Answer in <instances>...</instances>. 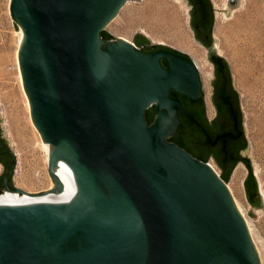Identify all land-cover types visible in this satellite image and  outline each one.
Segmentation results:
<instances>
[{
    "label": "water",
    "instance_id": "water-1",
    "mask_svg": "<svg viewBox=\"0 0 264 264\" xmlns=\"http://www.w3.org/2000/svg\"><path fill=\"white\" fill-rule=\"evenodd\" d=\"M128 1L11 0L54 187L15 188L16 157L0 120V193L62 202L60 178L77 193L64 203L0 205V264H262L228 188L243 162L248 200L264 207L252 161L241 155L240 95L217 53L212 1L190 0V15L215 67L213 121L189 55L142 33L132 43L105 31Z\"/></svg>",
    "mask_w": 264,
    "mask_h": 264
},
{
    "label": "rangeland",
    "instance_id": "rangeland-1",
    "mask_svg": "<svg viewBox=\"0 0 264 264\" xmlns=\"http://www.w3.org/2000/svg\"><path fill=\"white\" fill-rule=\"evenodd\" d=\"M211 1L215 10L213 37L217 53L229 63L234 89L240 95L248 141L244 154L252 161L264 202V0ZM10 4L11 0H0V118L17 154L15 185L25 191L41 192L50 183L49 160L34 148L31 134L24 129L28 112L19 82L17 60L21 29L11 15ZM105 31L132 43L135 35L142 33L152 44L168 46L189 55L199 68L207 116L213 118L210 97L213 65L206 49L194 36L190 6L186 0H129ZM208 163L219 175L223 173L213 159L210 158ZM238 167L242 175L236 179ZM235 170L228 185L263 262L264 207L256 209L248 200L244 188L248 168L239 164Z\"/></svg>",
    "mask_w": 264,
    "mask_h": 264
},
{
    "label": "bare ground",
    "instance_id": "bare-ground-1",
    "mask_svg": "<svg viewBox=\"0 0 264 264\" xmlns=\"http://www.w3.org/2000/svg\"><path fill=\"white\" fill-rule=\"evenodd\" d=\"M123 39L127 40L125 38H123ZM22 40H23V32L21 30V35H20V38H19V48H20ZM18 54H19V50L17 52L18 70H19L18 76H19V82H20V85H21V89H22L23 94H24L25 106H26V109H27V112H28L27 122H25V128L24 129L27 130L31 134L30 138H32V139H30V140L33 141L32 143L34 144V148L37 151L43 152L44 155L47 156L48 160H50L51 148L46 146V144L44 143V140H43L40 132L38 131V129L36 128V126L34 125L33 120H32L30 101H29V98H28V96L26 94V91L24 89L22 72H21V67H20ZM210 165L216 171L214 166L212 164H210ZM241 175H242V170L238 167L235 170V178L239 179L241 177ZM60 180H61V182L63 184V191H64V200L62 202L42 200V199H38V198L26 196V195H19V194L14 193V192H8L7 194H5V195L0 197V205H11L12 206V205L30 204V203H35V202H49V203L69 202L75 197V195L77 193V188L75 186H73L72 184L66 182L62 178H60ZM53 187H54V182H53V179L50 176V183L48 184V187H47L46 190L41 191V192H30V191H25V190L24 191L27 194H37V193H42V192H49V191H51L53 189ZM228 188H229L230 192H232V190L230 189L229 185H228ZM235 203H236V201H235ZM236 206H237V204H236ZM238 207L239 206H237V208ZM239 209H241V208H238V210ZM239 211L241 213V210H239ZM263 262H264V259H263Z\"/></svg>",
    "mask_w": 264,
    "mask_h": 264
},
{
    "label": "flooded vegetation",
    "instance_id": "flooded-vegetation-1",
    "mask_svg": "<svg viewBox=\"0 0 264 264\" xmlns=\"http://www.w3.org/2000/svg\"><path fill=\"white\" fill-rule=\"evenodd\" d=\"M187 1V3L189 4V6H190V11L193 9V4H192V2L190 1V0H186ZM193 32H194V30H193ZM194 36H195V32H194ZM196 38V37H195ZM202 45V44H201ZM203 46V45H202ZM205 49H206V51H207V53H208V50H207V48L205 47V46H203ZM219 55V54H218ZM220 56V55H219ZM220 57H222V56H220ZM224 59V58H223ZM212 63V62H211ZM212 65H213V74H214V71H215V67H214V64L212 63ZM234 87V86H233ZM211 102H212V100H211ZM241 107V106H240ZM212 109H213V112H214V116H213V118L212 119H209V121H213L216 117H217V110H216V108H215V106H214V104H213V102H212ZM0 120H1V118H0ZM2 122V121H1ZM245 151H246V148L245 149H243L242 151H241V155L243 156V157H246L245 156ZM14 154H15V157H16V164H15V168H16V166H17V154L14 152ZM211 159H213L215 162H216V160L213 158V157H210ZM247 158V157H246ZM217 164V163H216ZM239 164H244L243 162H239L238 163V165ZM218 165V164H217ZM245 165V164H244ZM219 166V165H218ZM246 166V165H245ZM220 167V166H219ZM221 168V167H220ZM223 171V170H222ZM4 172H5V166H4V164H2V163H0V177L4 174ZM14 173H15V171H14ZM248 176H249V173H248V175H247V177H246V179H245V181L247 180V178H248ZM245 183V182H244ZM14 186H15V188H17V189H19L16 185H15V183H14ZM244 188H245V184H244ZM23 190V189H22ZM245 192H246V188H245ZM8 192H4V193H0V197L1 196H3V195H5V194H7ZM247 193V192H246Z\"/></svg>",
    "mask_w": 264,
    "mask_h": 264
},
{
    "label": "trees",
    "instance_id": "trees-1",
    "mask_svg": "<svg viewBox=\"0 0 264 264\" xmlns=\"http://www.w3.org/2000/svg\"><path fill=\"white\" fill-rule=\"evenodd\" d=\"M111 34V33H110ZM112 35V34H111ZM113 36V35H112ZM236 91V90H235ZM237 92V91H236ZM247 167V166H246Z\"/></svg>",
    "mask_w": 264,
    "mask_h": 264
}]
</instances>
